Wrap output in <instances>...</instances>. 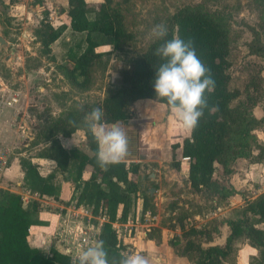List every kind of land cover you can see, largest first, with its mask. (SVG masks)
Wrapping results in <instances>:
<instances>
[{
    "label": "trees",
    "instance_id": "trees-1",
    "mask_svg": "<svg viewBox=\"0 0 264 264\" xmlns=\"http://www.w3.org/2000/svg\"><path fill=\"white\" fill-rule=\"evenodd\" d=\"M259 1L261 8L257 19L260 30L250 28L253 40L249 44V51L264 62V0ZM112 3L113 0H104L92 6L86 0H68L66 14L69 25L54 27L45 21L48 15L45 12L44 20L33 32L34 41L40 46V55L55 62L53 45L69 30V40L64 38L67 47L65 58L69 62L59 67L69 83L80 91L89 88L92 68L103 57L110 55L113 49L122 51L132 39L123 15L112 10ZM231 21L230 16L212 13L202 4L180 8L172 16L164 40L115 70V89L101 103H82L76 108H64L61 115L49 120L42 137L46 147L38 157L55 161L56 171L43 177L31 158H21L24 189L38 197L58 199L61 190L58 174L61 175L71 182L76 205L89 208L93 217L105 220L98 240L105 242L109 257L126 251L113 224L128 221L134 198L138 195L143 198L144 214L156 215L151 197L140 188L143 164L122 161L108 166L106 170L99 167L97 144L83 124V119L93 108H101L104 111L102 123L105 125L119 122L131 125L126 109L139 99L158 101L168 107L166 100L156 97L154 91L156 70L164 62L154 52L165 40L179 37L193 40L196 55L210 70L215 88L212 93H205L208 107L204 109L197 127L189 131V136L181 144L171 146L173 155L181 148L182 158H189L190 193L208 191L217 195L218 199L233 195L235 190L227 179L234 173L232 165L236 160L264 161V146L253 134L256 128L264 125V117L257 119L252 112L262 99L264 88L260 66H248L247 82L243 89L245 102L233 108V102L241 93L229 87L232 38L228 23ZM104 46L113 49L97 51ZM37 61L39 67L42 61ZM80 128L84 131L85 146L67 149L61 138H71ZM255 150H258L256 157ZM174 167L181 169L179 162ZM85 173L88 174L87 178L83 177ZM245 203L243 208L235 210L233 217L225 220L230 232L223 246L203 245V240L213 242L219 238V230L195 227L183 229L182 235L175 236L170 244L181 248L178 250L181 257L197 255L195 264H226L235 258L236 242L246 239L258 251L250 264H264V193ZM38 205L36 201L24 205L20 194L0 189V264H71L70 258L56 249H51L50 256H46L29 245V229L36 224L33 217Z\"/></svg>",
    "mask_w": 264,
    "mask_h": 264
},
{
    "label": "rangeland",
    "instance_id": "rangeland-1",
    "mask_svg": "<svg viewBox=\"0 0 264 264\" xmlns=\"http://www.w3.org/2000/svg\"><path fill=\"white\" fill-rule=\"evenodd\" d=\"M35 2L36 0H0V38L3 39V44L0 41V95L5 91L4 87L6 86L19 93L17 105L19 111L15 112L13 108H8V117L2 118L0 122V142L3 146L14 148L15 155H13L12 162L15 159L20 161L21 158L35 159L44 151L46 145L43 143L42 137L45 128L51 118L61 115L64 108H76L82 103H101L105 97L111 94L116 85L117 73L115 70L127 61L140 57L159 42L160 40L152 37V28L155 25L163 24L168 29L172 16L186 5L202 4L212 13L232 18L234 27L230 22L228 23L232 38L229 56L231 62L229 87L238 89L241 93L232 106L237 108L245 102L243 93L246 84L244 67L246 63L253 61L247 55L246 45H248L251 35L249 27L254 26L260 30L257 21L261 8L259 0H127V2L113 0L111 8L123 15L125 27L132 34V39L125 44L122 51H116L108 46L97 49L100 52L111 49L113 51L111 50L110 55L103 57L92 68L91 83L85 91H80L72 86L59 67L69 62L65 58L67 48L65 39H60L53 45L55 62L40 55V46L34 41L33 36L34 30L40 26V22L34 18L35 13H33L34 19L27 18L28 12L32 11L30 7ZM94 2V0H90L92 6H95ZM24 5H27V9ZM37 59L42 61L39 67ZM146 100L139 99L126 109L129 116L128 122H131V125L127 123L126 126L134 127L132 130L133 136L136 138L137 154L142 156L143 152V158L150 160L154 158L155 155L153 156L147 149L151 146L152 137L153 141L158 144L157 146L166 149L167 152L171 151V154L168 153L167 156L166 150L164 151V156L170 160L169 168L155 162H149L148 165L143 164L141 176L144 175L146 178L143 181L140 179V188L142 192H146L151 197V203L156 208V215L158 214L156 203L159 202L156 200L158 189L165 192V195L170 198V201L167 202L168 205L166 204V212L170 211L168 226L173 230H180L179 235L174 232L169 233L167 236L169 238L168 246H161V241L166 236L159 228H151L147 232V236L157 239L161 249H167L165 254L160 251L162 258L167 260V264H195L198 260L197 255H193L191 258L183 257L187 259L178 262L175 257L179 256L178 250L181 248L172 246L171 240L175 236H181L182 230L190 227L211 231L216 229L220 231V237L222 234L227 235L230 229H228L225 220L233 217L236 209L232 208V205L227 201L228 198L218 199L217 195L208 191L201 194L190 193L189 188L182 181L187 161H183L180 157L181 169L176 170L174 167L178 160L177 155L172 153L171 145L181 141V139L173 137L177 123L171 118L167 106L158 101L149 100L150 102H146ZM105 126H110V124ZM155 132H157L156 135L159 134L158 137L153 136ZM83 133L84 131L80 128L79 135H83ZM161 137L163 140L160 139ZM75 140L79 145L85 146L84 141L81 143L77 138ZM152 173L155 174V177L149 178L148 176ZM159 176L162 177L161 180H159ZM16 183L15 179L12 183L4 184L5 187L12 188V190H4L16 193ZM149 190H152V194L149 193ZM180 202H182L181 205H179ZM23 203L31 204L32 201L24 198ZM143 204L141 196L138 195L134 198L128 222H146ZM245 204L240 208H243ZM140 205H142L141 216H139ZM44 208L51 207L45 204ZM174 211L176 213L172 215ZM92 221L93 223H91L100 229L104 223V220L100 218L92 219ZM173 221L176 222L175 225ZM116 230H118L121 244L126 251L133 253L135 247L133 248L131 245V248L128 249L123 241L126 237H134L135 228L121 227ZM203 241L204 246L210 244L209 241ZM250 247L246 239H240L236 242L235 258L226 264H245L244 262L247 261L250 264L251 258L258 255H255V251L250 250ZM141 254L145 255L146 253L144 251ZM149 264L152 263L149 261Z\"/></svg>",
    "mask_w": 264,
    "mask_h": 264
},
{
    "label": "crops",
    "instance_id": "crops-1",
    "mask_svg": "<svg viewBox=\"0 0 264 264\" xmlns=\"http://www.w3.org/2000/svg\"><path fill=\"white\" fill-rule=\"evenodd\" d=\"M40 1L42 2L38 3L37 1L30 7L32 11L28 12L29 16L27 18L29 20L33 18V13H35L36 15L34 16V18L36 19V21L41 23L42 19L44 18L45 12H47L50 18L52 19L50 23L54 27H58L64 24L69 25V19L66 14V9L68 7V0H40ZM86 1L88 4L91 5L90 0H86ZM94 1H95L94 5L104 2V0H94ZM24 6L25 8L27 7V5ZM230 23L232 24V26L234 25L233 21H231ZM248 24L252 26L251 23ZM250 28H255V27L252 26L249 27V29ZM250 32H251L250 39L248 40V45H246V47H247V55L249 58L253 59V61L245 64L244 72L246 76V68L248 66L259 65L261 68V77L263 79V88H264V62L261 60L259 56L253 55L249 51V44L253 40L251 29ZM69 37H70L69 30H67L62 39L65 38L68 41ZM262 40L264 42V35L262 37ZM146 102H150V101L146 100ZM8 108L9 107H6L3 110L1 121L2 118L8 117V113H9ZM169 111L171 118L174 119L175 122L177 123L175 126L176 129L173 137L181 139L180 142H176V144L177 143L181 144L184 138L189 136V130H185L182 127L181 123L177 120L175 114L170 109ZM252 112L254 117L257 119H262L264 117V89H263L262 99L255 105V107L252 109ZM122 126H123L122 127L123 130L127 133L129 139V154L123 161L139 162L141 164H147V165L149 162H155V163H159L160 166L164 165L165 167L169 168L170 160H168L167 156L168 153L171 154V151L167 152L166 149L157 146L158 144L156 143V141H153V137H152L151 146L147 147V149L148 151H151V154H153V156L154 155L155 156L151 160L143 158L144 155L143 152H142V156L140 154L139 155L137 154L138 148L136 146V140H135L136 138H134L133 136L134 132L132 130L134 127H129V126L127 127L123 123ZM154 134L153 136H157V137L159 136V134L156 135L157 132H155ZM253 134L257 137L258 142L264 146V125L259 128H256L253 131ZM76 138L79 141H81V143H83L84 135L82 134L79 135V131L75 133L71 138H61V142L67 149H71L74 147H82V145H79L77 143V140H75ZM160 139L163 140V137H161ZM165 150L167 152L166 157L164 156ZM175 154L177 155V160L179 162L180 161L179 158L181 157L182 159L181 148L177 149L175 151ZM257 154H258V150H255L254 156L256 157ZM12 158H11L10 167L6 172V176L3 181L2 187L7 190H12V188L5 187L4 184L6 185V183L8 184L12 183L13 180L16 179L17 181L15 185L17 190L16 193L20 194L22 198L31 199L32 202L36 201L39 204L38 206L40 207V209L38 207L33 217L34 220L36 221V224L32 225L29 229L28 243L31 247L39 249L46 256H50L51 249H56L62 253L65 252V249L69 246L71 248H76V251L74 253L77 254L78 256L84 249L87 248L84 247L83 249H80L78 246V239L81 236L82 227L87 224H90L94 228V231L97 233L96 241L98 240L100 227H95L92 224L93 223L92 219H97V218L92 216L89 208L83 207L82 205L81 206L76 205V199L74 198L75 193L70 181L64 180L62 176L58 174V178L60 179V181L58 182L61 187L60 195L58 199H54L52 197H46V196L38 197L37 195L32 194L30 191L24 189L23 172L20 166V161L18 159H15V161L12 162ZM31 160L34 164L38 166V170L43 177H46L50 173L56 171V163L51 159L37 157L35 159L31 158ZM188 167H189V162H187L186 172L184 173V177H188ZM232 168L234 170V173L229 177L230 178L229 183L232 186V188H234L235 193L229 196L227 201L230 203V205H232L233 209H237L242 207L247 200L255 199L259 195L264 193V161L258 162L257 160L254 159H238L232 165ZM74 177L75 176L73 175L72 178ZM83 177L87 178L88 174L85 173ZM161 179L162 177L159 176V180ZM180 186L182 185L180 184ZM156 200L159 201L156 203L158 208V214L155 216H150L149 214L146 213L145 214L146 222L143 223L139 221L137 223H133L132 221L129 222L127 221L128 222V223L126 222L127 224L116 222L113 224V226L115 229L121 227L135 228L136 232L134 237L130 236L129 238L127 237L124 238L123 241L124 245H127L128 249L131 248V245L133 246V248L135 247V250L133 249V253L139 252L141 254L144 253L145 251L146 257L149 259V261L152 264H163V263L167 264V260L162 258L163 256L160 253V251H163V253L165 254L167 252V249H161L157 239L149 238L147 236L148 234L147 232H149L151 228L161 229L162 234L166 236V238L164 237L162 239L161 246H165V245L168 246L167 244L169 238H167V236L169 235V233L174 232L179 235L180 230H173L170 228V226H168L169 222L167 223V221H168V216L170 215V211L166 212V209L168 205L167 202L170 201V198L167 195H165V192H163L162 189H158V198H156ZM25 203L24 205L29 204V203L28 204ZM45 204L49 205V207L51 208L49 209L44 208ZM181 204L182 202H180L179 205ZM175 213L176 212L174 211L172 215H175ZM141 215H142V205H140L139 207V216ZM100 219L103 220L102 218ZM88 220H90V222ZM173 223L175 225L176 222L173 221ZM227 237L228 234L227 235L222 234V237H219L215 239L213 242H210V245L223 246L226 242ZM249 249L255 251V255L258 254V251L256 249H253L251 247ZM157 253L161 255H158ZM175 259L178 262H181L184 259L186 260L187 258L177 256L175 257ZM244 263L249 264L248 261Z\"/></svg>",
    "mask_w": 264,
    "mask_h": 264
},
{
    "label": "clouds",
    "instance_id": "clouds-1",
    "mask_svg": "<svg viewBox=\"0 0 264 264\" xmlns=\"http://www.w3.org/2000/svg\"><path fill=\"white\" fill-rule=\"evenodd\" d=\"M167 33L168 29L163 24L155 25L151 30L152 37L157 40H164ZM154 55L164 61L156 70L153 85L156 97L166 100L185 130H194L208 107L205 93L210 94L215 88L210 70L196 55L192 39L174 37L165 40ZM103 117V109L93 108L84 116L83 124L97 144V164L106 170L128 156L129 139L119 124L105 126ZM73 264H149V259L139 252L127 251L110 258L105 242L97 240L75 257Z\"/></svg>",
    "mask_w": 264,
    "mask_h": 264
},
{
    "label": "built area",
    "instance_id": "built-area-1",
    "mask_svg": "<svg viewBox=\"0 0 264 264\" xmlns=\"http://www.w3.org/2000/svg\"><path fill=\"white\" fill-rule=\"evenodd\" d=\"M42 20H44V18ZM51 20L52 19L50 18V16L47 15V18L45 19V21L51 22ZM4 90L5 91H3L2 94L0 95V121H1L3 110L6 107L13 108L15 112L18 111L17 105L19 103V99H18L19 93L17 91H14L13 89L12 90L9 89V87L7 86L4 87ZM117 124L123 127L122 123L119 122ZM13 155H14V148L12 146H3L2 143L0 142V189L4 190V188L2 187V184L5 179L6 172L8 171L10 167L11 158ZM182 159L183 161L189 162V158H182ZM88 221L90 222V220ZM96 235L97 233L94 231V228L90 224L83 226L81 236L78 239L79 248L83 249L84 247L92 246L96 242ZM75 251H76V248H71L68 246L65 249V252H62L63 255H66L67 257L70 258L71 264H73V259L77 257V254L74 253Z\"/></svg>",
    "mask_w": 264,
    "mask_h": 264
},
{
    "label": "water",
    "instance_id": "water-1",
    "mask_svg": "<svg viewBox=\"0 0 264 264\" xmlns=\"http://www.w3.org/2000/svg\"><path fill=\"white\" fill-rule=\"evenodd\" d=\"M0 41H1V43L3 44V39H2V38H0ZM174 171L177 172L176 170H174ZM148 177H149V178H154V177H155V174L152 173V174L149 175ZM145 178H146V176H144V175L141 176V180H142V181L145 180ZM182 181H183V183H184L188 188H190V183H189V181H188V177H183V178H182ZM151 191H152V190H149V193H150V194H152Z\"/></svg>",
    "mask_w": 264,
    "mask_h": 264
}]
</instances>
